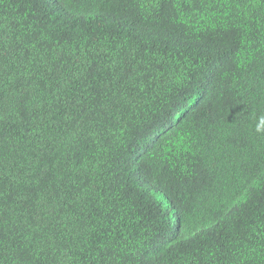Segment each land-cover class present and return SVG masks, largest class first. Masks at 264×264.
Segmentation results:
<instances>
[{
	"label": "trees",
	"instance_id": "trees-1",
	"mask_svg": "<svg viewBox=\"0 0 264 264\" xmlns=\"http://www.w3.org/2000/svg\"><path fill=\"white\" fill-rule=\"evenodd\" d=\"M0 264H264V0H0Z\"/></svg>",
	"mask_w": 264,
	"mask_h": 264
},
{
	"label": "clouds",
	"instance_id": "clouds-1",
	"mask_svg": "<svg viewBox=\"0 0 264 264\" xmlns=\"http://www.w3.org/2000/svg\"><path fill=\"white\" fill-rule=\"evenodd\" d=\"M259 130V129H258Z\"/></svg>",
	"mask_w": 264,
	"mask_h": 264
}]
</instances>
